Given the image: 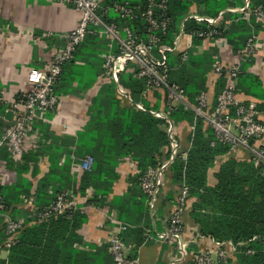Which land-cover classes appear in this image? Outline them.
Returning a JSON list of instances; mask_svg holds the SVG:
<instances>
[{"label": "trees", "instance_id": "trees-1", "mask_svg": "<svg viewBox=\"0 0 264 264\" xmlns=\"http://www.w3.org/2000/svg\"><path fill=\"white\" fill-rule=\"evenodd\" d=\"M127 2L137 9L136 18L127 19L115 11L116 5ZM232 3L242 5L243 0H169L165 12H160V9L155 12V15H162L170 21L167 31L158 34L164 42L172 43L182 29L186 32H201L216 28L206 22L200 23L194 19L183 22V19L187 13L215 16ZM103 4L106 7L99 12L108 23H115L120 27L129 26L143 39L148 38L149 23L144 16L148 0H105ZM250 5L253 13L248 20L240 18L238 14H227L225 22L216 28L218 33L213 40H225L235 55L244 49L253 34H258L264 29V24L257 20L254 14L256 10L264 11V0H250ZM106 8L108 11L104 12ZM102 38L106 37L89 34L76 46L72 58L62 64V71L55 87L56 94L78 96L81 88L83 90L90 88L96 76L104 73L105 58L99 50L100 47H105V43H100ZM213 40L208 41L204 37L194 36V48L188 50L186 61L181 59L183 53L181 46L175 53L169 55L167 69L169 81L183 88L189 104H196L199 95L209 89L207 75L215 62L214 56L219 51ZM203 43L206 49L201 53H195L196 47ZM253 62L254 57L250 55L242 63L243 70L238 75L239 91L264 96L260 89L261 78L253 73H247L248 65ZM130 69L133 67L130 66ZM76 81L78 87H73ZM119 82L128 94L135 101H141L146 109L138 110L135 105L123 100L118 95L117 84L114 82L100 89L89 109V121L79 132L77 139L69 140L76 146L74 151H69L70 155L74 154L78 158L89 155L93 158L91 170L84 171L80 178L74 180L73 177L65 175L73 165V161L68 159L62 166L54 165L50 172L42 177L36 191H31L23 182V173L35 169L39 156L46 153L44 151L48 152L51 145H47L44 150L46 145L39 144L36 150L25 153L20 163L15 162L8 147L0 148V160H5L7 167L13 169L17 177L14 183H9L8 180L0 183V199L4 202V208H0V236L3 242L5 240L3 213L9 211L13 218L22 216L25 218L18 240L10 247L6 258L0 257V264H116L108 243L90 244L88 250L75 246L82 240L79 229L86 220L85 212L79 208L71 207L64 213L40 220L32 215L31 207L22 208L21 202L34 194L36 206L44 207L60 192L74 190L85 195L86 189L91 187L94 192L87 203L94 205L106 203L108 196L112 194L115 181L119 178L116 167L124 158H130L137 167V173L129 179L133 185L130 190L131 197H113L109 203L112 205L113 202V205L117 206L120 201L118 206L120 217L122 219V213L127 212L129 218L123 217L127 223L143 220L149 214L146 194L140 185L141 178L149 167L161 168L171 153L166 119L148 111L149 105L145 97L146 79L122 76ZM225 83L223 76L216 82L213 98L215 103ZM158 92L165 108L164 94L162 91ZM15 99L22 100L25 96L18 93ZM5 110V104L0 103V138L5 127L12 124V120L6 118ZM169 117L178 124L190 125L187 158L175 157L171 167L175 180L187 186L189 196L194 198L191 216L199 226V234L219 244L231 242L235 245L236 264H264V164L231 158L215 173L217 183L210 185L209 169L218 156L228 154L232 150L231 144L216 139L215 130L189 105L180 104L174 107ZM40 129L42 139H50L49 127L42 123ZM178 131L179 128L177 138ZM165 148L168 150L166 155ZM52 180H58L59 183L50 195L47 188L49 181ZM137 188L140 189L139 192ZM119 236L128 244L130 243L127 241L128 236L134 238L137 244H141L146 240L145 237L147 238L144 228L135 227H128L125 231L119 232ZM127 256L137 257V252L127 253ZM214 264H231V259L228 258L226 262L223 259L216 260Z\"/></svg>", "mask_w": 264, "mask_h": 264}, {"label": "built area", "instance_id": "built-area-1", "mask_svg": "<svg viewBox=\"0 0 264 264\" xmlns=\"http://www.w3.org/2000/svg\"><path fill=\"white\" fill-rule=\"evenodd\" d=\"M76 9L80 10L81 15L77 25L64 35L65 44L62 47L54 48L52 57L41 69H30L28 72V83L31 89L22 93L25 99H10L6 112H12V124L5 127L0 139V147H8L16 163L23 160V155L39 147L40 140L38 134L34 132V124L38 119H44L46 113L54 111L61 101L62 95L55 92L58 77L62 71V64L72 58L73 51L80 45L89 34L103 35L115 46L116 52L107 51L104 54L105 78L117 82V93L121 98L132 101L127 90L121 85L120 73L130 69L134 76L146 79L147 90L162 91L164 94L165 108L157 113L166 119L169 138L174 146H177L178 123L169 117V113L174 107L186 104L193 108L197 115L203 117L208 126L216 132V139L230 143L232 150H245L250 154V158L255 163L264 164V145L257 142L264 139V113L259 109L257 99L240 94L238 75L241 73L242 63L252 55L256 57L263 47L258 34H253L248 43L232 61L223 58H216L212 69L209 71V80L214 87L220 77L225 78V87L218 95L217 102L213 100L214 92L209 90L202 92L196 104H189L186 100L182 87L170 82L167 69L169 67V55L175 53L179 47H183L181 55L182 61L188 59V50L193 46V37H204L205 40L212 41L217 31V18L205 15L196 16L197 21L206 22L215 26L208 31L186 32L182 29L180 37L172 43L164 42L158 34L165 33L169 27V19L162 15H155L157 9L165 12L168 9L169 0H148L145 19L149 23V35L147 39L140 37L135 29L129 26L120 27L115 23H108L103 14L99 11L104 9L105 0H66ZM108 8L104 12L108 11ZM246 19H249L253 11L246 6ZM122 17L132 19L137 17V9L129 2L115 6ZM254 14L257 20L264 24V11L256 10ZM39 38V37H37ZM214 45L227 44L225 40H213ZM208 76V75H207ZM213 87V90H214ZM250 96V95H249ZM6 99L0 96V103H6ZM142 107V103L136 104ZM193 128V127H192ZM92 159H85L83 164L89 167ZM0 164V174L2 170ZM159 168L149 167L141 178V188L146 194L148 202L153 203L154 195L158 189ZM4 181L0 175V183ZM80 192L66 190L60 192L56 198L44 207H37L35 195L24 201L28 207L32 208V215L40 220H46L52 215L66 212L71 207L85 211L87 202L83 201ZM89 197V196H88ZM189 189L182 186L179 191L175 207L169 218V227L166 231L158 233L156 240L169 241L177 245L181 257H190L192 264H214L216 260H226L229 258L226 251L220 248L205 249L195 251L189 247L187 240H184L183 215L187 208ZM88 201V200H87ZM83 202V203H82ZM0 208H4V202L0 199ZM5 225L4 247L8 251L18 240L20 231L24 227L25 218H13L9 211L3 213ZM123 224L117 222V226L109 233L107 243L116 264H139L138 257L127 256L129 248H136L134 244H127L119 236ZM148 239L155 238L148 231ZM179 259V258H177ZM172 262L171 264H177Z\"/></svg>", "mask_w": 264, "mask_h": 264}, {"label": "crops", "instance_id": "crops-1", "mask_svg": "<svg viewBox=\"0 0 264 264\" xmlns=\"http://www.w3.org/2000/svg\"><path fill=\"white\" fill-rule=\"evenodd\" d=\"M246 6L251 9L250 0H243L242 5L237 3L228 4L220 10L217 15L211 17L217 18V25H221L223 21L225 22L227 14H238L240 18L246 20V18H244L247 11ZM80 15V10L76 9L66 0H0V96L5 97L7 101L4 103L6 110L10 99H14L15 95L18 93H24L26 90L31 89L28 83L29 70L33 68L41 69L44 67L46 62L52 57L54 48L64 46V35L74 29ZM199 15L198 13H187L183 22L187 19H194L197 22L196 16ZM181 31L176 35L174 40L179 38L181 42H184V39L180 37ZM258 36L260 37V41H262L263 47L260 49L258 55L254 57V62L248 65L247 73H253L261 78L260 89L264 93V29L259 31ZM102 42L105 43V47L99 48L102 52V56H104L107 51L116 50L109 39L102 38L100 43ZM216 46L219 51L214 58L220 57L226 61H232L236 56L231 46L228 44H216ZM193 48L192 46V49ZM204 49L206 48L203 43V45L196 47L195 53H201ZM122 76H134V74H132L130 70H123L120 73V78H122ZM207 77L208 90L213 93L214 83L212 81L215 78L212 77L210 81L209 74ZM112 82L117 84L116 81L105 78L103 74H99L96 76L95 82L90 88L85 89V91L80 86L81 90H79L78 93L80 95L78 96L71 94L62 95L59 106L54 111L46 113L44 119H38L35 122L34 132L38 134L40 144L46 145L44 146V150L47 145L51 146L48 152L44 151L46 153L39 156L35 169H30L23 173V182H25L26 188L29 190L31 188V191H36L42 177L49 173L54 165L59 164V166H62L68 159L73 161V165L65 173L67 177L71 176L76 180L82 176L84 171L91 170L94 163L93 158L89 155L82 158H78L74 154L70 155L69 151H74L76 146L69 140L73 138L77 139L79 132L83 130L89 121V109L94 96L104 85L111 84ZM73 87H78L77 81L73 84ZM84 91L85 93H83ZM145 94L146 101L149 105L148 111L159 117L157 113L164 109L161 94L155 90L148 91L147 88L145 89ZM240 94L257 99L261 106L259 109L264 113V96L255 95L253 93L249 96V94L243 92H240ZM130 98L132 101L124 98L123 100L132 103L138 110L142 111L146 109L141 101L137 102L131 96ZM140 103H142V107L136 105ZM42 123L48 126L51 131V137L48 140L45 138L42 139L41 137L42 131L40 125ZM178 125L179 137L177 138V146L173 147L172 143H170L169 149L171 153L169 157L164 160L161 168H159V184L157 192L154 195L153 203H146V206L149 208L147 217L143 220L135 219L138 221H129L127 223L123 220V217L125 219L129 218L127 212L126 214L122 213V219L120 217L121 212L118 208L120 201L117 206H114L113 202L112 205L109 203L113 197H131L130 190L133 185L130 184L129 179L137 173V167L130 158H124L116 167L119 178L113 185L112 194L108 196V201L99 205L87 204L84 211L86 220L79 229L82 240L80 243L75 244L76 247L88 250L90 244L101 245L102 243H107L109 233L116 228L117 222H120L123 224V228L120 232L125 231L128 227L144 228L145 234L150 231L155 237L152 239L145 237L146 240L141 244H137L134 238L128 236L127 241L136 245V248H129L127 253L131 254L133 251L137 252L139 264H171L175 261L178 262L177 264L192 263L189 256L180 258V253L175 243L156 240L158 233L168 229L170 215L175 207L177 195L183 186V184L175 180L171 164L177 156L183 159L187 158L188 149L190 147L187 139L190 134V125L180 123ZM62 142L64 143L62 144ZM258 143L264 144V139L259 140ZM164 153L165 155L168 153L167 148H165ZM90 158L92 162L89 164V167H86L83 162L85 159ZM231 158L251 161L250 154L241 149L230 150L228 154L218 156L215 159L214 165L208 172V183L210 185H215L217 183L215 173L225 161ZM0 164L2 165L1 178H3L5 182L8 180L10 181L9 183H14L17 180L13 172L14 170L7 167L5 160H0ZM31 167H33L32 164ZM57 176L59 175L57 174ZM49 182L47 191L51 195L59 181L52 180ZM139 190L140 189L137 188V192H139ZM93 192L94 189L91 187L86 189L85 194L87 195L83 197V201L87 202ZM193 203L194 198L189 196L187 208L183 215L184 240H187L189 247L195 251L212 248L223 249L231 259V264H236L235 245L231 242L219 244L213 239L199 234V226L191 216ZM21 207H28L24 200L21 202ZM7 256L8 251L5 249L3 239L0 236V257L6 258Z\"/></svg>", "mask_w": 264, "mask_h": 264}, {"label": "water", "instance_id": "water-1", "mask_svg": "<svg viewBox=\"0 0 264 264\" xmlns=\"http://www.w3.org/2000/svg\"><path fill=\"white\" fill-rule=\"evenodd\" d=\"M6 117L9 118V119H11L12 118V112L11 111L10 112H7L6 113Z\"/></svg>", "mask_w": 264, "mask_h": 264}, {"label": "rangeland", "instance_id": "rangeland-1", "mask_svg": "<svg viewBox=\"0 0 264 264\" xmlns=\"http://www.w3.org/2000/svg\"><path fill=\"white\" fill-rule=\"evenodd\" d=\"M229 257V256H228Z\"/></svg>", "mask_w": 264, "mask_h": 264}]
</instances>
